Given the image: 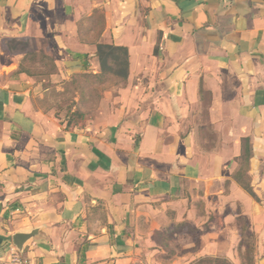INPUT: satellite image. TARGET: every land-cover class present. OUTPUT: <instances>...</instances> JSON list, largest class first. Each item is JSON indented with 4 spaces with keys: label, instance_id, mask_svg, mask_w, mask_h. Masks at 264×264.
Segmentation results:
<instances>
[{
    "label": "crops",
    "instance_id": "obj_1",
    "mask_svg": "<svg viewBox=\"0 0 264 264\" xmlns=\"http://www.w3.org/2000/svg\"><path fill=\"white\" fill-rule=\"evenodd\" d=\"M102 44L129 76L99 97L76 79L113 76ZM70 81L80 128L49 103ZM206 95L226 143L187 152ZM247 137L259 201L233 180ZM240 222L264 252V0H0V257L38 229L32 264H192Z\"/></svg>",
    "mask_w": 264,
    "mask_h": 264
},
{
    "label": "rangeland",
    "instance_id": "obj_2",
    "mask_svg": "<svg viewBox=\"0 0 264 264\" xmlns=\"http://www.w3.org/2000/svg\"><path fill=\"white\" fill-rule=\"evenodd\" d=\"M98 18L100 19L99 15H98ZM40 66H42L41 68H45V69L39 70L40 76L43 73L47 74L48 72L52 71V62L49 60L41 61ZM32 68L35 69V67H32ZM94 79L79 78L76 80L81 85L82 90H84L85 92L86 90L87 91H91L92 89L97 90V94L95 95L99 97H101V93H102L101 90L110 89L111 91L115 92L116 88H120L121 86L124 85L123 81L120 80V78H114L113 76H110L107 78L108 82L105 85L101 84L104 86H101L100 84H98L97 86H94L96 83ZM99 81H102V79H99ZM72 84H73V81L66 82L65 84H63V87L65 88L64 92H61V93L60 92L54 93V91L50 92L49 103L51 104L55 103L59 107V110L61 111L62 115L66 117L72 116L71 114H72L73 102H74V98L76 97ZM110 96H112V94H110ZM205 98H206L205 100L206 102L202 104L200 109L197 108L196 111H194V115L196 116V118L200 117L201 119V125L198 127L199 134L195 135L193 138L187 135V137L189 136V138H188V142L186 143L184 141L185 135H183L182 137L180 145L187 152L191 151L192 149L198 150L201 148H203L204 150L211 151L214 149H218L221 145L223 144L225 145L226 143L224 140L219 141L217 139L218 135L216 134V130L209 123V117H210L209 99L210 97L209 95H206ZM226 145L229 146V144H226ZM234 145H235L234 142H230V147L232 149ZM237 164H238V167H237L236 172L239 169L240 160L237 161ZM258 226H260V224ZM239 228L240 230H242V235L240 236L239 246L234 250L231 257H225V256H218V257L227 258L228 260H230V262H232V264H264V252H260L258 250V237L256 235V232L252 231L250 233L249 232L247 233V227L245 225V222H240Z\"/></svg>",
    "mask_w": 264,
    "mask_h": 264
},
{
    "label": "trees",
    "instance_id": "obj_3",
    "mask_svg": "<svg viewBox=\"0 0 264 264\" xmlns=\"http://www.w3.org/2000/svg\"><path fill=\"white\" fill-rule=\"evenodd\" d=\"M98 58L102 69V78H106L109 75L120 78L122 81H126L129 76V52L124 47H117L114 45H99L98 46ZM51 61L52 58H47ZM69 116L68 128L72 126H83L82 121L85 115L80 111H75ZM253 145L251 138L247 137L242 140V155L239 158L240 165L238 171L234 174L233 180L254 200L259 201L256 193L254 192L250 182V166L253 158ZM192 264H232L230 260L223 257L212 256L204 257Z\"/></svg>",
    "mask_w": 264,
    "mask_h": 264
},
{
    "label": "built area",
    "instance_id": "obj_4",
    "mask_svg": "<svg viewBox=\"0 0 264 264\" xmlns=\"http://www.w3.org/2000/svg\"><path fill=\"white\" fill-rule=\"evenodd\" d=\"M24 253L17 250L14 244L10 245L6 256L0 257V264H32V261L28 259Z\"/></svg>",
    "mask_w": 264,
    "mask_h": 264
},
{
    "label": "water",
    "instance_id": "obj_5",
    "mask_svg": "<svg viewBox=\"0 0 264 264\" xmlns=\"http://www.w3.org/2000/svg\"><path fill=\"white\" fill-rule=\"evenodd\" d=\"M188 142V139L186 140ZM39 235V230L35 229L30 233H19L13 236V244L17 250L21 253H24L26 250L27 244L30 240Z\"/></svg>",
    "mask_w": 264,
    "mask_h": 264
}]
</instances>
